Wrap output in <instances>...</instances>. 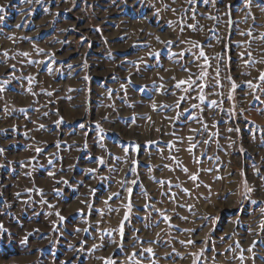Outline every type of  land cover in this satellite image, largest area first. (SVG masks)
Returning <instances> with one entry per match:
<instances>
[{"label": "rangeland", "instance_id": "1", "mask_svg": "<svg viewBox=\"0 0 264 264\" xmlns=\"http://www.w3.org/2000/svg\"><path fill=\"white\" fill-rule=\"evenodd\" d=\"M0 8V264H264V0Z\"/></svg>", "mask_w": 264, "mask_h": 264}, {"label": "snow or ice", "instance_id": "2", "mask_svg": "<svg viewBox=\"0 0 264 264\" xmlns=\"http://www.w3.org/2000/svg\"><path fill=\"white\" fill-rule=\"evenodd\" d=\"M246 6H247V5H246ZM3 11H4V9H3V8H0V12H3ZM248 34L251 35V32H249ZM157 39H159V38H157ZM168 43L170 44L171 41H169ZM194 46H195V47H199V44H196V43L194 42ZM24 55H27V53H25ZM181 55H182V54H181ZM200 56H201V57H204L205 63L207 64V59H208V58L204 55V52H203V51L200 52ZM217 71H218V70H217ZM206 75H207V73H202V74H201L202 77H203V76H206ZM259 78H260L261 80H264V73H261V75H260ZM194 83H195V81H193V80H191V79H189V80H187V81H186V80H181V81H179V82L177 83L176 87H180V85H182V84H188V86H189V88H190ZM217 83H218V82H217ZM249 85L252 86V85H251V82H249ZM199 87H200V89H201V91H202L203 88L205 87V85H204V84H200ZM235 87H236V85L233 84V88H235ZM187 90H188V89L186 88L185 91H187ZM229 98H231V95L229 96ZM200 99H201V100L204 99L203 95L200 96ZM215 103H216V101H213V102H212L213 105H215ZM153 108H155V105H153ZM205 127H206V126H205ZM213 127H215V125H213ZM230 131H231V129H230ZM189 139H191V138H189ZM205 143H207V141H205ZM194 147H195V145L193 144L192 147H190V148L188 149V151L191 152V151H192V148H194ZM37 151H39V149H37ZM100 162L102 163L103 161L101 160ZM89 171H92V169H89ZM133 171H135V169H133ZM184 171L187 172V169H184ZM196 178H197V177H196L195 175H193V176L191 177L192 180H196ZM65 183H66V181H65ZM132 183H135V181H132ZM162 183H163V182H162ZM128 191H129V193H131V189H129ZM248 191L250 192L251 189H248ZM60 219L63 220V217H60ZM125 219H127V213H125ZM164 219H165V220H168L169 218H168L167 216H165ZM188 243L191 244V243H193V241L189 240ZM146 251H147L148 253H150V254L152 253V249H151V248L146 249ZM107 264H111V261H108Z\"/></svg>", "mask_w": 264, "mask_h": 264}, {"label": "crops", "instance_id": "3", "mask_svg": "<svg viewBox=\"0 0 264 264\" xmlns=\"http://www.w3.org/2000/svg\"><path fill=\"white\" fill-rule=\"evenodd\" d=\"M0 203H6L5 199L2 196H0Z\"/></svg>", "mask_w": 264, "mask_h": 264}]
</instances>
